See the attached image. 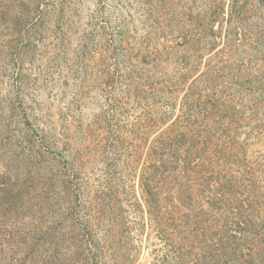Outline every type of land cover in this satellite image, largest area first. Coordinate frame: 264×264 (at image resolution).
I'll return each instance as SVG.
<instances>
[{
  "label": "rangeland",
  "instance_id": "374dc122",
  "mask_svg": "<svg viewBox=\"0 0 264 264\" xmlns=\"http://www.w3.org/2000/svg\"><path fill=\"white\" fill-rule=\"evenodd\" d=\"M0 264H264V0H0Z\"/></svg>",
  "mask_w": 264,
  "mask_h": 264
}]
</instances>
